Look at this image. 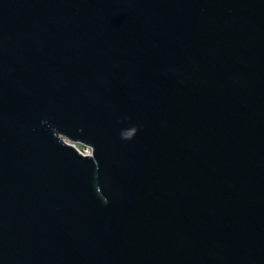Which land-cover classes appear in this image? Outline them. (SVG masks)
Returning <instances> with one entry per match:
<instances>
[{
  "label": "water",
  "instance_id": "water-1",
  "mask_svg": "<svg viewBox=\"0 0 264 264\" xmlns=\"http://www.w3.org/2000/svg\"><path fill=\"white\" fill-rule=\"evenodd\" d=\"M0 264H264V0H0Z\"/></svg>",
  "mask_w": 264,
  "mask_h": 264
},
{
  "label": "built area",
  "instance_id": "built-area-1",
  "mask_svg": "<svg viewBox=\"0 0 264 264\" xmlns=\"http://www.w3.org/2000/svg\"><path fill=\"white\" fill-rule=\"evenodd\" d=\"M71 143L83 155H89L92 153V148L88 144L81 143L78 141H71Z\"/></svg>",
  "mask_w": 264,
  "mask_h": 264
}]
</instances>
